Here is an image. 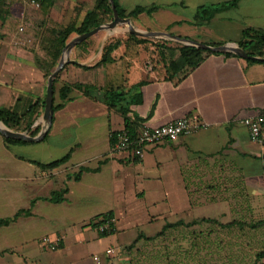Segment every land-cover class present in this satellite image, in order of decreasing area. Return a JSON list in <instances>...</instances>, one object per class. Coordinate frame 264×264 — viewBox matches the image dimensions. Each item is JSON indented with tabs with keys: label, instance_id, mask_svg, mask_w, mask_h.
Listing matches in <instances>:
<instances>
[{
	"label": "crops",
	"instance_id": "1",
	"mask_svg": "<svg viewBox=\"0 0 264 264\" xmlns=\"http://www.w3.org/2000/svg\"><path fill=\"white\" fill-rule=\"evenodd\" d=\"M10 3L0 0V110L24 115L38 104L39 116L21 122L26 130L19 132L31 135L42 130L48 80L65 49L55 65L54 40L67 28H81L97 0H43L33 14L26 0H20L19 10ZM118 3L124 19L144 33L222 45H239L246 30L264 33V0ZM154 6L158 10L151 14L128 16ZM202 7H212L213 14L197 24ZM29 22L33 46L16 47L12 38ZM106 22L102 25L111 23ZM78 36L73 33L68 43ZM130 36L136 35L120 24L71 50L55 78L54 105L62 104L65 85L93 89L71 92L43 141L9 144L0 134V220L23 212L0 228V264H96L97 256L102 264H132L140 245L174 229L184 249L193 244L197 259L199 248L209 243L215 244L208 248L212 264H264V147L251 141L242 123L264 114V59L249 63L216 53L187 77L171 80L169 67L153 55L155 46L131 42ZM116 40L122 44L112 54L114 62L103 64L105 48ZM111 91L122 93L124 102L111 107ZM184 118L209 127L150 146L143 159L111 154V136L129 126L161 127ZM67 156L61 167L44 168ZM63 189L68 190L64 202L49 201ZM106 214L117 218L118 230L101 236L93 225ZM46 237L59 238L60 248L47 249ZM111 248L116 253L108 256Z\"/></svg>",
	"mask_w": 264,
	"mask_h": 264
},
{
	"label": "trees",
	"instance_id": "2",
	"mask_svg": "<svg viewBox=\"0 0 264 264\" xmlns=\"http://www.w3.org/2000/svg\"><path fill=\"white\" fill-rule=\"evenodd\" d=\"M43 1V0H42ZM115 3V6L119 12V15L122 18H126L125 13L121 10L118 0H113ZM212 7H202L199 9V12L197 13V16L195 18L197 24H203L205 21L209 22V19L211 18L213 11ZM158 10V7L154 6L150 9H144V8H138L132 13H130L128 16L129 18H137L143 13H153ZM214 12H216L214 10ZM114 13L112 9V4L110 0H97L96 7L93 11L89 12V14L86 16L84 23L81 28L76 29L74 26L67 28L64 31H61L58 36H56L54 40V49L55 52L51 53V59H53L54 64L57 65L62 50L66 47L71 35L73 33H77L78 35H83L88 32H91L92 30L98 28L102 25V23L108 19H113ZM131 42L138 43V44H147L152 43V40L139 38L136 36H130L129 39ZM122 44V41L116 40L115 43H111L109 46L105 48L104 57L102 60L103 64H110L114 62V59L112 57V54L119 48V46ZM152 45H154L152 43ZM210 46H220L222 44L219 43H211L207 44ZM155 50L153 51V55L157 56L159 61L165 62L167 67H169V71L171 73L170 79H175L176 77L179 78H185L187 77L191 72H193L195 69H197L207 57L210 55L216 54L214 52H211L209 50H204L201 48L196 47H189L184 46L181 44H171L169 42H163V44H157L154 45ZM239 46L249 55L255 58L264 59V33L259 32L253 29L246 30L243 33L242 39L239 42ZM225 55L235 56L233 53H224ZM249 63H256L261 62L260 60L256 59H249L247 60ZM85 89L86 92H90L92 90V87L89 86H82L81 84H74V85H65L61 90V99L62 104L54 105V112L60 110L63 108L64 104L70 100V94L73 90H83ZM125 100L124 95L122 93H117L114 91H111L107 94V101L109 102V105L113 107L116 104L123 103ZM43 107L45 108V100L43 101ZM38 104L31 105L28 109V112L24 115H20L14 111L11 110H0V121H2L6 126H8L10 129H13L15 131H25L26 129H22L21 122L23 119L30 118L33 115H36L38 117L39 115L37 113ZM33 123L28 124L27 129L30 131L31 125ZM138 126H129L126 129L130 130L131 132L136 131ZM41 131V126L36 128V130L31 132V135L33 137H36L39 135ZM5 142L9 144H26L25 141H19L14 139H9L6 137H3ZM70 159V156H67L63 158L60 161H57L51 165H48L44 167L45 169H57L61 167L62 165L66 164ZM76 179H80V175L76 176ZM68 193L67 189H63L59 192H55L51 199L49 201L55 202V203H62L65 200V195ZM23 212H20L17 214L14 218L6 219V220H0V228L9 226L12 222H14L16 219H18ZM106 215H112V214H106ZM105 215H102L100 217H103ZM99 217V218H100ZM94 226V225H93ZM173 226H169L171 228ZM175 227V226H174ZM168 229V228H167ZM166 229V231H167ZM162 233L159 234V237H161ZM107 236V235H105ZM142 238V236H141ZM147 240H151L150 238H146Z\"/></svg>",
	"mask_w": 264,
	"mask_h": 264
},
{
	"label": "built area",
	"instance_id": "3",
	"mask_svg": "<svg viewBox=\"0 0 264 264\" xmlns=\"http://www.w3.org/2000/svg\"><path fill=\"white\" fill-rule=\"evenodd\" d=\"M34 9H40L42 0H26ZM23 31V29L21 30ZM243 125L248 129L250 139L253 143L264 147V114L249 117L243 120ZM209 125L197 119L184 118L172 120L161 127H151L145 124L138 126L136 131L128 129L119 131L111 136V154L133 153L138 159H143L146 149L150 146H158L167 142L176 141L180 137L196 134ZM94 229L99 235H111L118 230L117 218L113 215H105L94 221ZM42 244L49 250L56 251L61 246L59 238L46 237ZM114 249L107 250L108 256L115 255ZM96 264H102V258H95Z\"/></svg>",
	"mask_w": 264,
	"mask_h": 264
},
{
	"label": "water",
	"instance_id": "4",
	"mask_svg": "<svg viewBox=\"0 0 264 264\" xmlns=\"http://www.w3.org/2000/svg\"><path fill=\"white\" fill-rule=\"evenodd\" d=\"M112 4V9L114 13L113 21L110 24L102 25L91 32H88L86 34L80 35L77 38H75L73 41L67 44V46L64 49L61 61L59 63L58 68L55 70V72L49 77L48 85H47V92H46V99H45V110L44 115L41 118L42 123V130L39 133L38 136L33 137L29 135V132H19L15 131L13 129H10L8 126H6L2 121H0V134L3 137L19 140V141H25V142H41L43 141L47 135L50 132V129L53 124V118H54V98H55V90H54V84H55V78L57 75L63 70V68L69 63L70 58V52L71 50L77 46L78 44L84 42L85 40L91 38L95 34H97L99 31L102 30H113L120 24H127L129 26V32L132 35H136L138 37H149V38H158V39H168L175 41L177 43H180L184 46L189 47H196L201 48L204 50H209L214 53H233L236 56H239L245 60L249 59H258L252 56H249L238 44L234 43H227L220 46H210L207 44H203L200 42H196L189 39H182L177 36H173L168 33H144L137 31L135 27L133 26L130 19H124L119 15V12L115 6V3L113 0H110Z\"/></svg>",
	"mask_w": 264,
	"mask_h": 264
},
{
	"label": "rangeland",
	"instance_id": "5",
	"mask_svg": "<svg viewBox=\"0 0 264 264\" xmlns=\"http://www.w3.org/2000/svg\"><path fill=\"white\" fill-rule=\"evenodd\" d=\"M11 1V7L15 6L18 10L20 5V0H9ZM15 3V5H13ZM21 11L26 10L25 8L21 7ZM32 12H35L37 9L29 8ZM33 14V13H32ZM34 17V16H32ZM112 19H108L107 22L110 23ZM106 22V23H107ZM31 25H26L24 31H20L18 29L17 34L12 38L11 43H13L16 47H22L29 49L33 46V41L35 33L33 30L32 22H29ZM126 28V27H125ZM7 38V37H5ZM4 38V39H5ZM154 45L163 44V42H169L171 44H179L175 41L168 40V39H151ZM138 245V244H137ZM137 245H135L132 249H134ZM202 245V244H200ZM185 248L183 243L179 242V234L178 230H170V232L164 236L158 238L154 242H145L138 248L139 253L137 258L132 260V264H212L209 254L210 246L214 247L215 244H204V248L200 249L199 252L201 253L202 258L199 259L193 256V244L185 243ZM206 253V254H205ZM197 256V255H196ZM139 258V259H138ZM137 259V261H136Z\"/></svg>",
	"mask_w": 264,
	"mask_h": 264
}]
</instances>
